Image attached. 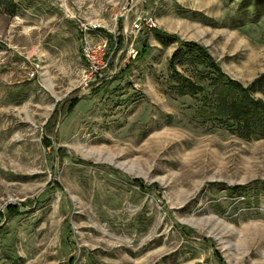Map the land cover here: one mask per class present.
<instances>
[{
    "label": "rangeland",
    "instance_id": "1",
    "mask_svg": "<svg viewBox=\"0 0 264 264\" xmlns=\"http://www.w3.org/2000/svg\"><path fill=\"white\" fill-rule=\"evenodd\" d=\"M13 1L0 7V264H264V138L213 121L204 92L177 95L168 68L192 41L248 86L264 73V0ZM146 13L157 26L133 28ZM115 14L116 72L77 88L76 19ZM34 61L44 72L28 78Z\"/></svg>",
    "mask_w": 264,
    "mask_h": 264
},
{
    "label": "trees",
    "instance_id": "2",
    "mask_svg": "<svg viewBox=\"0 0 264 264\" xmlns=\"http://www.w3.org/2000/svg\"><path fill=\"white\" fill-rule=\"evenodd\" d=\"M0 7L11 13L17 11L13 0H0ZM151 30L162 45H168L174 37L157 29ZM181 43L168 63L174 92L179 96H196L204 92L202 104L213 109V121L241 137L264 138V99L254 96L256 92L264 94V73L243 86L229 77L204 47L192 41ZM148 50L144 46L141 55L144 57ZM179 65L189 67L196 79L182 74L177 68ZM71 100L69 108L78 99Z\"/></svg>",
    "mask_w": 264,
    "mask_h": 264
},
{
    "label": "built area",
    "instance_id": "3",
    "mask_svg": "<svg viewBox=\"0 0 264 264\" xmlns=\"http://www.w3.org/2000/svg\"><path fill=\"white\" fill-rule=\"evenodd\" d=\"M122 15L115 14L111 27L98 19L87 17L76 19L82 62L77 70V88L89 90L90 87L101 83L116 72V68L111 69V61L117 46L115 26L118 17H122ZM137 19L139 23L136 24L137 22H134L133 24V28L136 30L141 28L142 23H145L149 28L157 26L156 18L148 13L145 16L141 15ZM128 53H134L133 48H130ZM43 72V65L39 61H34L31 62L27 76L32 78Z\"/></svg>",
    "mask_w": 264,
    "mask_h": 264
}]
</instances>
